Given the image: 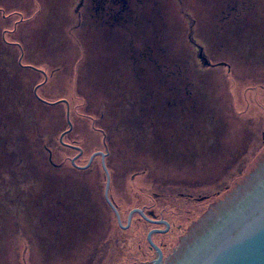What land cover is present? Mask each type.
<instances>
[{"label": "rangeland", "instance_id": "rangeland-1", "mask_svg": "<svg viewBox=\"0 0 264 264\" xmlns=\"http://www.w3.org/2000/svg\"><path fill=\"white\" fill-rule=\"evenodd\" d=\"M177 1L84 0L78 13L74 10L78 0H0V40L10 42L22 62L46 71V76L27 72L32 90L37 88L47 100L67 98L80 111L91 105L95 120L100 96L111 99L112 111L122 103L120 117L125 119L120 139L139 144L130 155L135 159L150 155L163 167L169 163L181 169L172 170L171 177L162 181L153 175L157 164L156 169L135 176L136 186H132L123 173L126 150L120 147L110 188L108 184L118 204L119 224L103 201L105 173L100 185L85 176L73 178L70 184L64 167L45 169L41 151L34 145L36 123L20 108L22 98L14 99L19 76L8 75L10 64L0 60V230L16 232L17 249L9 257L18 264H75V254L87 252L86 246L102 237L116 239H109L112 264H151L147 259L156 252L147 234L153 228L163 230L153 232L151 239L161 248L164 261L191 221L243 175L264 148V0H181L189 13L186 18L179 15ZM126 36L131 39L124 45ZM195 43L211 66L202 64ZM184 58L192 68L179 74L177 66ZM179 76L194 81L188 90L180 87ZM44 77L45 82L33 86ZM117 87L123 88L120 96L111 91ZM25 100L22 104L27 107ZM137 105H143L151 117L140 125L131 114ZM26 110L35 114L31 106ZM41 121L44 126L51 124L47 112L43 111ZM96 121L103 123V119ZM247 130L259 131V137L256 146L249 145L243 153ZM76 132L86 150L79 160L84 166L104 147L86 116L77 119ZM59 135L56 131L54 141ZM67 153L55 150L53 160L65 166ZM237 159L246 166L233 175ZM212 172L225 175L219 188L188 184L190 173L203 179ZM161 181L164 188L178 181L177 187L192 190L194 197H207L195 201L192 196L175 197L178 190L171 191L177 206L161 214V207H148L151 197L137 191L142 187L151 192ZM217 189L220 192L215 194ZM142 204L170 227L165 231L160 221H132L131 247L126 249V235L118 228H126L129 211Z\"/></svg>", "mask_w": 264, "mask_h": 264}, {"label": "trees", "instance_id": "trees-1", "mask_svg": "<svg viewBox=\"0 0 264 264\" xmlns=\"http://www.w3.org/2000/svg\"><path fill=\"white\" fill-rule=\"evenodd\" d=\"M177 3L179 7V15H181V17L183 18L188 17L187 15H189V13L183 8L182 1L178 0ZM76 14H77L76 16L78 17L77 25H81L82 19L78 15V13ZM99 26L100 25H97V26H94L93 28L96 34L95 36L96 39L98 38L99 33H100ZM126 37H122L123 38L122 42L124 43V45H126V40L129 43L130 40L128 39H131L128 36ZM189 42L191 43V41ZM0 44H1L0 46L2 47L3 45L5 46V48L1 47L0 49V60L1 61L4 60L10 64V71L7 72L8 75H12L13 78L14 76H19V79H20V82L17 84V81H16V85L14 84L13 86V90L15 92L14 99L16 101L19 99V97L22 99H26L25 104H28V106L27 107L26 105L24 106L22 104L24 103L23 102L24 100L22 101V99H20L21 101L20 108L24 112H26L27 115L30 116L37 125V126L35 125L33 128L35 129L34 136L36 138L34 145H35V149H39L41 151L43 163H44L43 166L45 167V169L55 170V169L64 167V170L67 175L66 182L70 184L73 181V178L79 179L80 177L85 176V178H90V179L97 181L100 185L101 178L105 179V176H106V174L104 176L105 170L102 164V159H101V154H100V152H102L104 154V157H103L104 164L110 175V180H109V188H110L113 182L112 181L113 180V175H112L113 168L116 167L115 161L117 160V158H120L118 156V154L121 152L120 147H124V149L126 150V158L124 160V164H126V168L123 173H125L126 177L130 179L129 184H131L132 186H136L135 180H134L135 176H137L140 173L146 172L148 169L149 171H151L152 169H156L155 166L157 164H159L158 165L159 167L156 169L157 172L155 171L153 175L155 176L157 174L160 178H162V181L163 180L166 181L169 178V176L171 177L172 170L176 172L181 170L180 168L178 169L174 168L169 163L167 166L163 167L161 166L159 161H157L154 158H150L151 157L150 155H140L137 157L138 159H135L134 157L130 155L133 153V150L136 148L135 145L139 146V144L137 142L134 145L127 143V142L125 143L120 139V135H119L120 124L122 120L125 119L124 117H120L122 103H118V106L115 108L116 111L114 110L112 111L111 106H109V102L111 99L109 100L108 98H105V97L102 98V96H100L99 97L100 109L98 108L95 111V114L97 115V117H95L96 120L101 121L103 119V123L100 124L91 115L92 113L91 105H89L88 107H84V109L80 111L76 107V105H73V107H71L69 99L67 98L57 97L53 100H47L38 94L37 88L35 90H32V86L31 87L29 86L32 80L28 79L30 75L27 74V72H29L32 75L34 72V73H37L38 75H41L43 73L44 76H46V71L40 69L36 65H33V64L31 65V64L22 62L21 55L17 53L18 51L15 48L11 47L12 44L10 42H7V44H5V43H2V41L0 40ZM131 59H133V57ZM184 61L185 62L182 65L179 64L177 66L179 68V74L181 70L192 68V64L190 63L188 59L184 58ZM220 63L222 64L223 62H220ZM211 65L212 64L208 66H211ZM27 70H30L31 72ZM25 74L27 76H25ZM179 77L183 79V77L181 76ZM184 78L186 82L184 81V79H183V82L180 81V87L181 88L183 87L184 90H188L189 86L192 85L194 81L188 78V76H184ZM45 79L46 77H44V79L39 82L33 83V86L36 85L37 87L39 84L45 82L46 81ZM125 82L124 84H126ZM119 90H123V88L117 87L116 89H112L111 91L113 93H116L118 91V96H120L122 91H119ZM85 101L87 102L86 98H85ZM29 106L32 107L35 114L30 115L29 111L27 112L26 109ZM67 106H68V117L66 114ZM43 111L48 113L49 120L51 122L49 126H44L41 121ZM131 112H132L131 113L132 116H134V122L137 123L138 125H140L139 123L140 121L151 118L150 112L148 111L146 112L143 105H140V106L137 105L136 107L132 108ZM81 116H86L87 119H90L91 126L99 131L100 133L99 137L101 138L100 141L104 147L103 150L97 151L92 156L90 162L84 166L80 165L81 163L79 162V160L80 158L84 156L86 150H85L83 142L80 140V138L76 136L77 119ZM126 118H127V115H126ZM38 120L39 122H41V124L38 123ZM245 128L246 126L242 127L241 129L243 130ZM56 131L60 135H59V139L57 141H54V136L56 134ZM258 134H259V131L257 130H253L251 133H248V130H247V135L244 140L245 145L247 146L243 153L246 152V149L249 145L256 146L255 142L259 137ZM62 149H65L66 153L69 152L68 150L74 151V153H71V154L67 153V155H70V156H68L69 157L68 163L65 166L62 163L55 162L52 156L53 151L55 150L61 151ZM242 151L239 153V155L242 154ZM72 156L74 157L72 158ZM97 161H99V164ZM234 162H238V163L234 164L235 172L233 175L235 174L238 175L245 168L246 163L244 160H240V159H237ZM151 163L154 164V168H152ZM226 175H228V173ZM224 176H225L224 174L217 175L216 173L212 172V173H208L207 176L204 175L202 179V177L196 178L194 177L193 173H190L189 177L192 178V181L189 182L188 184L191 186H201V185L209 186L211 184H215L217 187L218 186L220 187L226 181L224 179ZM162 181L160 182V184L155 185V188H153L151 192L147 191L145 188L142 190V187H137L138 192L143 193L147 197H151L152 201L150 202L148 207H152L155 209L161 207L160 208L161 214L167 211V209L169 210L177 206L173 200V197L175 195L173 194L174 191L178 190V192H176L175 197L190 199L192 196L193 198H195L194 199L195 201H200L201 199L203 198L205 199L207 197V196H202L200 199L194 197L193 196L194 192L192 190H183V189L178 188L177 186L180 185V182L178 181H174L170 183L168 182L169 186L164 188L162 187L164 185ZM217 192H220V190L217 189L215 191V194ZM108 193H109L112 203L116 207H118V204L113 199L109 189H108ZM103 201L104 202L106 201L104 197H103ZM108 206L112 209L111 205L108 204ZM135 207L141 208L143 213H141L138 210H134L130 216L131 219L128 225L126 226V228H122V227L118 228V230H121V232H123V234L126 235V249H129V247H131V242H130L131 238L129 234L131 232L132 221L139 219L141 222L149 223L150 221H154V219H158L156 218L158 214H156L154 209H152V212L147 209L148 211L147 212L145 211V208L147 207H145L143 204L140 206H135ZM161 214L159 218L160 217L163 218V215ZM161 223L164 224L163 222ZM91 238L93 239V237ZM102 238H101V241L97 239V241L88 244L89 246L88 245L86 246L87 252L76 253L74 256L76 257L75 264H81L83 262H87L86 264H92V263L112 264L111 261L113 259L110 258L112 252H110L109 242L112 239L116 241V239L115 237H109L107 239L106 238L102 239Z\"/></svg>", "mask_w": 264, "mask_h": 264}, {"label": "water", "instance_id": "water-1", "mask_svg": "<svg viewBox=\"0 0 264 264\" xmlns=\"http://www.w3.org/2000/svg\"><path fill=\"white\" fill-rule=\"evenodd\" d=\"M188 38L191 40V32ZM195 45L202 64L210 65L202 47ZM66 114L68 117V108ZM100 154L106 174L104 197L118 223L122 224L120 214L107 194L109 172L104 164V154ZM134 210L143 213L139 208L131 209L126 226ZM154 221L163 222L164 230L169 226L164 219ZM155 231L163 230L153 228L147 234V240L156 252L154 258L147 259L152 261L151 264H264V148L259 150L245 173L216 196L199 218L191 221L164 261L161 248L151 239Z\"/></svg>", "mask_w": 264, "mask_h": 264}, {"label": "flooded vegetation", "instance_id": "flooded-vegetation-1", "mask_svg": "<svg viewBox=\"0 0 264 264\" xmlns=\"http://www.w3.org/2000/svg\"><path fill=\"white\" fill-rule=\"evenodd\" d=\"M83 2H84V0H78L77 5L74 9V10H76V12L81 10ZM126 3H127V0H126ZM98 8H99V6H96L95 10L97 11ZM0 222H1V219H0ZM1 226L2 225H0V227ZM169 227L170 226H168V228ZM5 244H6V248L3 247V245H5ZM17 245H18V237L16 236V232H3L2 230H0V264H18L17 259L15 262L13 257H11V256L9 257V253H13V254L15 253V250L17 249ZM9 248H10V250H9ZM171 257H173V255ZM62 264H64V263H62Z\"/></svg>", "mask_w": 264, "mask_h": 264}]
</instances>
